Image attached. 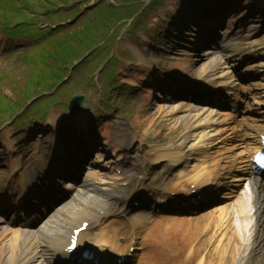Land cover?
Segmentation results:
<instances>
[{
    "label": "bare ground",
    "instance_id": "bare-ground-1",
    "mask_svg": "<svg viewBox=\"0 0 264 264\" xmlns=\"http://www.w3.org/2000/svg\"><path fill=\"white\" fill-rule=\"evenodd\" d=\"M216 55L208 58V57H204L202 58L203 64L201 67V72L204 71L207 67H209L211 65V63H213V66L217 69V68H221L222 70H219V75L217 77V81L218 82H223L225 80V74L226 72H224V69H227V67L224 65V59H219L216 61ZM236 62H234L235 65ZM262 62H258L257 65L261 66ZM262 68V67H260ZM221 75H224V78H220ZM255 86H259V83H255ZM196 114H203V119H211L214 120L213 118V112L211 111H207L206 109H200L196 111ZM195 116V115H194ZM194 116H192L191 118H193ZM207 120L204 121V124L206 125ZM187 122H189L188 117H186L184 124H186ZM208 135V134H207ZM206 135V136H207ZM204 138L202 136H197V140H200ZM196 141L193 143H190L188 145V148H192L194 149V146H196ZM193 154H197L198 151L194 150ZM174 153L173 152H165L162 154H159L157 158H164V157H168V156H172ZM214 168H210L207 164H204L203 166L200 164H195L192 166V169L189 170L188 173H191L190 176H188L187 178L190 179L191 181H198L199 183L204 184L206 182L207 179H211L209 175V170ZM187 173V174H188ZM186 174V175H187ZM240 178V177H239ZM238 178V179H239ZM175 187L181 186L180 182H177L176 184H174ZM260 191H262L264 193V189H260ZM259 191V194H257L255 196V203L258 204V207L255 209V211L257 213H260V218H258L257 222L260 223L259 225L261 227H263L264 223L262 221H260L261 218L264 219V197L261 196ZM223 197V196H222ZM247 205L245 204H240V206L237 208V210L235 212L238 213L239 217L242 218L243 217V209L245 208ZM237 205H235V208L232 207L233 209H236ZM59 211L58 213H54V215L52 216V218L47 222V224L45 225V227L41 230V234L43 236H47L49 234H51L52 232L58 230H61V225L63 226L65 223L63 222L65 220V217H69L72 216V212L73 211H69L68 209L65 211V216L61 217ZM231 213L228 214V216L230 217ZM53 218H55L53 220ZM53 220V222H52ZM189 221V219H187ZM206 220V219H205ZM204 221L203 222H208ZM227 221L230 223V220L227 219ZM195 230L197 233L199 230H201L200 227L197 226V224H194ZM234 230H231L228 234L227 233H223L222 235H217L216 231H213V233L210 234L209 237L203 238V240L200 241V244L198 246H192V244L190 245L192 247V252L194 255H198L199 253H201V248L204 244H206L207 246L211 247V250H209L208 252L205 253V256L209 259H213V257L215 255H224L226 252H233V250H235L236 247H239V245L241 244V240L243 239V231L241 233H239L237 231L236 228H233ZM200 237H202L203 235H205L204 232L198 233L197 234ZM196 239V238H195ZM218 242H217V241ZM255 241H258V238H254ZM263 241H259L258 243L261 244ZM256 243V242H255ZM255 243H252L255 244ZM1 249V248H0ZM11 249L13 251V254L9 253L8 251L6 252L4 249V253L6 254V259L9 258V260L12 259V261L14 260H18L20 259L24 253L28 250V245L26 243H14L11 246ZM236 254V253H235ZM36 256V253L34 250H32L30 252V254L28 256H26L25 258L22 259L21 263L19 262L18 264H26L31 258H34ZM235 256V255H234ZM260 258V257H259ZM259 258L254 260L255 264H259ZM234 259H232L229 262H223V264H231L233 262ZM204 263V255H202V261L200 260L198 262V264H203ZM205 264V263H204ZM218 264V263H217Z\"/></svg>",
    "mask_w": 264,
    "mask_h": 264
},
{
    "label": "rangeland",
    "instance_id": "rangeland-1",
    "mask_svg": "<svg viewBox=\"0 0 264 264\" xmlns=\"http://www.w3.org/2000/svg\"><path fill=\"white\" fill-rule=\"evenodd\" d=\"M173 1H175L174 6H173V7H175L176 0H173ZM166 9H167V7L163 6L161 10H166ZM179 10H180L179 7H177L178 12H179ZM161 14H162V12H161ZM162 16H164V15H162ZM149 17L151 20H153V18L155 16L154 17L149 16ZM150 38L154 41V34H152ZM8 91L10 92V90H8ZM148 107H149L148 105H143L141 107V109H139L137 111V115L141 118L142 124L145 123L146 125H151L153 128H157L160 125L159 123L164 122V121H165V123H167V118L160 116V114H159L160 111H158V108H157L158 106L155 108H151V109ZM133 115L136 116V113L134 112ZM145 117H148V118L145 120L144 119ZM176 231H178V229Z\"/></svg>",
    "mask_w": 264,
    "mask_h": 264
}]
</instances>
